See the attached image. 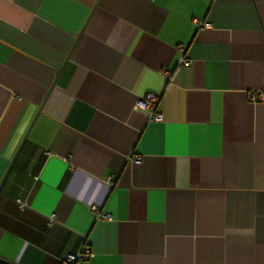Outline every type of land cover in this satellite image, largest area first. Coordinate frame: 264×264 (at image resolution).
Listing matches in <instances>:
<instances>
[{"label":"crops","instance_id":"0c3cea01","mask_svg":"<svg viewBox=\"0 0 264 264\" xmlns=\"http://www.w3.org/2000/svg\"><path fill=\"white\" fill-rule=\"evenodd\" d=\"M82 249L264 264V0H0V264Z\"/></svg>","mask_w":264,"mask_h":264},{"label":"built area","instance_id":"2783aa9c","mask_svg":"<svg viewBox=\"0 0 264 264\" xmlns=\"http://www.w3.org/2000/svg\"><path fill=\"white\" fill-rule=\"evenodd\" d=\"M206 27H208V24H205ZM185 64H190L189 61H186ZM262 99V95L259 94H255V95H252L251 97V100L252 102L256 103L258 102L259 100ZM158 100L156 97L154 96H148L146 97L145 100L143 101H140L138 104H137V107H140V108H144V109H151V108H155L156 104H157ZM160 119V116L157 115L156 116V120ZM140 160V157H137L136 158V161H139ZM93 211L98 213L99 210L94 207L93 208ZM102 219H109L110 217L108 215H102L101 216ZM92 256V253L90 250H87V249H82L81 251H79L78 253L76 254H70L68 255L62 262V264H75L77 263L78 261H83V260H87L89 259L90 257Z\"/></svg>","mask_w":264,"mask_h":264},{"label":"water","instance_id":"95a60500","mask_svg":"<svg viewBox=\"0 0 264 264\" xmlns=\"http://www.w3.org/2000/svg\"><path fill=\"white\" fill-rule=\"evenodd\" d=\"M60 70H61V69H58V72H57V73H59ZM26 138H27V135L25 136V138H24V140H23V142H22L20 148L18 149V151H17V153H16V156H15L14 159L12 160V163H11V165H10V168H11V166L13 165V163H14L16 157L18 156V154H19V152H20V150H21V148H22V146H23L24 141L26 140ZM10 168H9V170H10ZM9 170H8V172H9ZM8 172H7V173H8Z\"/></svg>","mask_w":264,"mask_h":264}]
</instances>
